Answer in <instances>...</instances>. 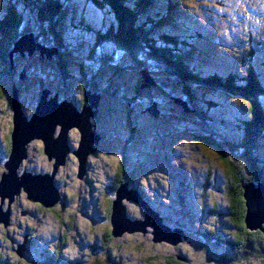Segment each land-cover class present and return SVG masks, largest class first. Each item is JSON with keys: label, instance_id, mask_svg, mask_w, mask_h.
<instances>
[{"label": "trees", "instance_id": "1", "mask_svg": "<svg viewBox=\"0 0 264 264\" xmlns=\"http://www.w3.org/2000/svg\"><path fill=\"white\" fill-rule=\"evenodd\" d=\"M28 1L31 9L34 11L39 10L40 21L36 23L40 24V27L34 22L35 29L31 22L30 25H28L27 21L24 22L23 18L17 15L18 13H14L12 6L2 20L0 18V65L5 68L3 69L6 74L8 73L7 71L10 66L9 54L13 48V44L26 32H33L37 42H42L50 47L56 48L58 53L60 51L62 52L67 45L63 41L64 34L55 27L56 20L59 19L58 16L63 11L64 5L62 0ZM85 1L94 3L101 12L105 10L106 13V11H108L106 9L107 6L110 7L111 12L112 10L114 11L113 14L116 16V21L119 22L118 27L116 28V24L113 23L115 27H111L107 34H100L98 39L101 44L103 40L106 43L112 42L120 52L123 51L124 53L129 54L136 61L134 66L130 67V63H126V65H118L117 70H119V72L133 69L134 72L136 71L135 74H139L142 69H147V65H149V67H152L150 69L148 68L150 72L155 71L158 73V69L162 68L160 71H162L165 76L163 80H159V77L157 75L155 76L152 72L153 77L158 83V87L163 88L162 91L165 92V94H169V98L170 95H172L175 98L186 102L190 108L195 110L196 113L191 115L187 114V116L192 122L196 120V125H194V127H189V129L186 128V131H177L173 141L175 142L178 140L181 142L178 146L183 150L184 146H186V141H188L196 146L195 150H197V153H202L201 149H203V152L204 150L214 151L218 159L222 162L221 168L225 171L223 172L225 177L223 181L224 186H221L217 191H220V193H223L222 195L226 196V203L225 205H221L220 202H217L219 200L214 201L212 205L213 211H207L205 206L207 204L206 201H208L207 198L209 193L213 190L209 187L210 189L205 188L200 191L199 203H196V205L192 204V200L185 199L187 194H184V192L188 188L191 189L193 184H189V182L182 180L181 177L179 178L176 175L178 178L177 188L181 193L179 203L184 214L190 216V219L196 223H198V221L195 217H199L198 214L211 213L209 221H212L213 224L219 223L218 220L215 219L217 214L225 215L224 217L222 216L223 219L219 226L221 234L219 233L220 239L217 243L218 247L216 250V247H214V249L211 243H208L210 242L209 238L211 236L205 234L206 231H211L206 227H195L193 225L190 226L188 224L176 223L174 225L182 226L184 228L186 227L185 229L188 230L191 237H193V233L195 234L194 237L196 238V241H193L194 243H188L193 250L201 253L202 257L197 259L194 257L190 258L191 256L188 251L183 250L180 246L181 244H188L187 242H183L185 239L182 238L179 245H174H178L174 248L176 250L175 252L174 250H171V252L168 254L166 253L165 255V253L159 254L158 250L149 249L151 251L149 252L150 257L140 260L141 252L139 250L148 247L146 241L151 240L153 244H157L154 242L153 232L148 229V233H143V235H145V240H141L140 242L136 241L137 245H135V247L137 249L132 248L127 235L122 234L116 236L114 234L111 224L113 205L118 191L124 185H127L128 189L136 191L139 197L153 208V211L160 215H163L164 212L153 203L152 197H150V195H148L143 189V187L146 186L145 183L138 182L139 185L134 184L126 158L127 151L130 150V144L135 141L138 134L142 133L146 139L149 134L147 130L143 129L140 131L139 125L138 123H135L131 113L132 109L130 108V106L133 107L134 103L139 100L141 101V98H143L142 89L140 88L141 79L134 86L135 92L133 93L128 89L126 91L131 95L124 96L119 94L120 90H118H122L124 86H121L118 83L112 84L105 78H100V80H102V89L100 91H108L107 93H110L113 97H117L120 101L124 102L125 107L122 106L119 108L117 113L119 112L118 121L120 129H122L123 135L126 134L127 136V140L121 145V148L116 149L122 153V157L118 159V163L115 166H113V162L108 160V158L117 153L116 150L112 151L110 149L102 148L100 154H96L95 151L92 153L93 155L95 154V158L102 161L105 170L104 177L101 174L98 176L97 181H94V179H90V181L92 183L97 182V187H100L101 190H105L104 194L106 199L103 205L109 228L106 227V233H98L97 235L92 234L90 238L86 236V233V235H83L82 230H79V226L82 225L81 219L79 218L81 214L72 211V206L75 204L78 205L80 201L86 200L88 193H91V187L89 185L84 187L80 183V181H85V179H83L84 177L80 178V161L76 156L70 176L61 179V186H59L60 188L58 187L60 194L59 201L55 205L48 207L42 203L35 202L38 204V209H35L36 212L34 211V213H31L34 214V216H39V220L34 219V222L37 221L38 224L30 227V230L34 232L36 230L39 231L42 226H46L45 218L48 215L53 218V221H58L60 232H58V235L56 234L59 238L57 252L52 251L51 248L50 251L42 252L39 248L33 246L31 247V252L28 254H22L19 252L20 247L25 241L24 234L26 232L24 231V228H21L20 223H17L18 220L13 218L11 214L16 212L22 216V213L25 210H23V212L21 210L19 211V208H17L18 203H16L15 209H12L11 205L14 206V204L11 203L9 209L12 213L10 214L9 222L7 225L2 223V226H0V264H78L75 261L76 258H74V256L84 261L81 264H139L142 261H150L153 259H158V262H154L155 264H185L189 263L190 260H193L192 262L196 260L199 262L203 261L208 264H264V233L261 230L250 231L247 229L245 224L246 204L244 199V187L246 185L251 183L256 187L258 184L264 185V153L262 152L264 146V57H257L256 51L249 49L250 51L247 53V57L245 59H240V64L242 61L243 64L244 62H247V68L245 71L242 66H239L238 68L234 66L231 68L227 67L230 70L225 69L224 71H220L217 68L215 69L216 73H210L208 70L209 62L202 58V55L211 53L207 43L203 41L204 39H209L205 38L206 35L204 37V33L198 27L192 26V24L185 18H178L175 13L176 11L174 10V8L178 9L179 6L183 5L186 0H175V2H173V0H165L166 9H168L167 12L164 13V15H166L165 17H162L160 11L154 12L152 10L154 6H157L156 0ZM178 11L180 12V10ZM181 16L182 15H180V17ZM172 17L175 19L176 23L185 28L181 31L182 33H177L174 29H167V26L170 24L169 20H171ZM45 22H48L47 24L50 26L49 35H46L48 31L46 32L43 28ZM104 25L105 27L107 26L105 21ZM71 26L75 28L78 27V24L71 23ZM118 28L120 29L119 33ZM88 30L92 31V29ZM186 31L188 33H186ZM154 33L158 34L157 38H154ZM248 45H252V42ZM262 45H264V43H262ZM223 57L226 62L231 63L232 60V64L234 63V60L231 59V57H228V55L224 54ZM91 59L93 58L91 57ZM105 59L108 60V58ZM95 60H97V58H95L94 61ZM104 61L105 60L102 58L100 63ZM123 61L127 62V59L124 58ZM3 69L1 71H3ZM1 71L0 76H5L4 72ZM67 71V69L62 70V76L64 79L70 78ZM19 73L20 72L17 71L15 76H10L11 74H9V76L6 75L9 77L11 84L9 85V83H7L0 88V92H2L3 96L2 99L5 98V103L7 102V106L10 109H12L13 87L15 86V88L20 91L19 85L14 82L16 77H20ZM78 79L77 94L82 95L81 103L83 105L81 104V109H84L86 106H89V103L86 100V94L88 92L96 93L100 88V83L97 78L88 77L83 73L80 74V78ZM168 84L174 86L172 87ZM170 88L172 90H170ZM70 89L71 92L74 90L72 88ZM231 100H234L236 104H239L241 111L245 114L244 117L241 114V117L234 114L235 116L233 118L228 117L229 119L227 117L224 119L220 117V115L214 116V113L211 111L212 109L218 111L220 106H226V103ZM148 104V107H150L152 101H149ZM160 106H162V103H159V107ZM168 113L167 116L172 115L171 112ZM187 116L183 117L186 118ZM123 122L127 124L129 128L125 127ZM224 122L230 123L234 135L223 136L218 133L216 129L218 128L219 123ZM134 129L136 132H133ZM12 132L13 129L8 136L5 146V154L8 156H10L12 152ZM238 132L241 134L240 139L235 136V133ZM155 134L156 133H154L153 138L154 145L156 139ZM161 134L163 137H166L169 135V132L164 130ZM159 146L160 149L157 150L162 153L161 156L163 157V162H165V160L167 162L165 170H171L175 173L173 165L170 163L171 160L165 156L168 151L165 150L166 146L163 150H161V145ZM154 147L155 146H152L150 149ZM179 148L178 150H180ZM43 152L45 156H47L45 148H43ZM93 155L88 157L86 164V172L84 175H89L87 177L88 179L92 176L95 169L93 162L94 160H97ZM200 161H202L201 154H199V157L195 158V163L192 164L196 165V162L200 163ZM142 162V160L139 161L141 164ZM162 166L163 165L159 167L152 166L151 170L154 169L155 172V169H159ZM53 169L54 167L52 166V171ZM88 169L92 170L88 171ZM3 171L5 172L6 169L0 166V182L4 173ZM24 171L23 167H20L18 170L19 175ZM111 171H113L114 174L109 176ZM144 172L141 168L140 176L143 175ZM33 173L37 174V172ZM164 174L165 173H162L161 175L157 174L159 181L162 180ZM145 176L143 175V177ZM152 176L149 177L151 178ZM74 179L79 182L77 186ZM69 182L71 184H69ZM204 182L212 184L213 180L209 176ZM84 183L86 184L87 182L85 181ZM68 184V188L70 190H75V193H73L74 191L68 192L69 190L65 191V193L63 192L62 188L67 187L66 185ZM92 187H96V185L92 184ZM17 199H19V203H21V198L18 197ZM130 202L132 201L130 200ZM124 203L126 205L127 213L131 214L128 215L129 219L143 220V210L137 212L133 210V213H131L127 203ZM167 205H165V208L171 210L170 204ZM3 207L4 205H2V208ZM83 214L84 216H82V218H87L86 221L89 220L93 225V222L95 221H93L94 219H92L89 212L85 211ZM86 221L83 220L84 223H86ZM167 221V224H173L172 220ZM23 224L24 223H22V225ZM125 233L128 234V232ZM72 236L75 238L74 241ZM68 243L74 247L73 249H76L73 254V249H68V247L65 246L68 245ZM211 250L214 252L212 258ZM65 253L67 254L66 256L69 261L63 263Z\"/></svg>", "mask_w": 264, "mask_h": 264}, {"label": "rangeland", "instance_id": "2", "mask_svg": "<svg viewBox=\"0 0 264 264\" xmlns=\"http://www.w3.org/2000/svg\"><path fill=\"white\" fill-rule=\"evenodd\" d=\"M62 2L64 5L63 11L62 13L59 14L58 16L59 19L56 20L57 22L55 23L56 24L55 27L60 31H62V33L64 34L63 41L65 44H67L66 48L62 50V54L61 53L59 54L61 56L60 57L59 55L57 57L53 56L52 59L47 58L44 61H40L38 60L39 57L38 55H36L37 57L36 60L34 55L22 56L19 52H14L13 50H11L10 58H9L10 66H9V70L7 71L8 72L7 74L5 73L4 70L5 68L0 65V71L4 68L3 71L1 72H4L5 74V76L2 77L0 76V88H2L1 87L2 85H6L7 83H9V85L11 84L9 81V77H7L6 75L9 76V74H11L10 76H15V73L17 71L20 72L19 73L20 77L15 78L14 82L18 84L20 87L19 96L21 98L27 116H31L33 110L34 113L35 111H37V107L39 105L41 98L39 99L38 102H36L35 95L39 91L42 94L43 89L44 91H48L49 94L52 91L54 92L56 90H60V95L61 96L63 94L67 95L71 103H72V99L75 98L79 101L77 94L78 91L77 74H79V72L89 74L90 76L95 75L98 79V82L100 83L99 91L102 89V84H101L102 80H100V78L101 79L105 78L107 81H109L112 84L118 83L119 85L124 86L122 90L118 89L120 90L119 94H122L124 96L131 95L129 94L128 91H126L128 89L134 93L135 92L134 86L142 78L140 73L135 74L136 71L134 72L133 69L130 70L127 69L121 72L117 70L118 65L121 64L126 65V63H130L129 64L130 67V66H134L136 61L134 60V58L130 56H126L128 54L124 53L123 51L120 52V50L116 48L112 42L106 43L103 40L102 44L100 42V47H94V44L97 43L95 41L97 40L99 42L98 36L100 34H105V33L107 34V32L110 31L111 27H115L113 23H115L114 19L116 20V16H114L113 10L111 12L109 6H107L106 8L108 10L106 11V13L108 12L106 14L105 10L101 12V10H99L94 3L89 1L86 2L85 0H62ZM156 2H157L156 3L157 6H154L152 10L154 12L160 11L162 13V17H165L166 15H164V13L167 12L168 10L166 9V1L156 0ZM173 2H175V0H173ZM11 6L14 9L13 10L14 13H18L17 15L21 16L24 22L27 21L28 25H30V22L32 25H34V23L37 24L38 21H40L39 10L34 11L33 9H31L28 0H0L1 20L6 15V13H8ZM174 10L176 11L175 13L176 16H178V18L180 19L182 17L186 18L192 24V26L198 27L204 33V37L206 35L205 38L209 39V40L204 39L203 41L207 43V46L211 50V53H208L207 55H202V58L207 60V62H209L208 70L210 73H216L215 69L217 68L220 71L222 70L224 71L225 69L230 70L227 67L231 68L234 66H236V68L242 66L245 71L247 68V62H244L243 64L242 61L240 64V59L241 58L245 59L248 55L247 53H249L250 50H255L257 57H264V45H262V43H264V0H186L185 3H183V5L179 6L178 9L174 8ZM178 10H180V12ZM180 15L182 16L180 17ZM104 21L105 23H107L106 27L104 25ZM169 21L170 24L167 26L168 27L167 29H174L177 33H182L181 31L184 28L181 27L180 24L176 23L173 17ZM47 23L45 22L43 24V28L46 32L48 31L46 35H49L50 26ZM71 23L78 24V27L73 28V26H71ZM37 25L40 27V24ZM34 29H35V25H34ZM88 29H92V31H89ZM186 33L188 32L186 31ZM157 36L158 34L154 33V38H157ZM251 42L252 45L249 46L248 44H250ZM224 54L229 55L228 57H231V59L234 60V63L232 64V60L231 63L226 62L223 57ZM91 57L93 59H91ZM123 57L127 59V62L123 61L124 60ZM95 58H97V60L94 61ZM102 58L105 61L100 63V60ZM105 58H108L109 61ZM60 62L63 64L64 69L68 70L67 71L68 74L73 75L74 77V79H71L69 82V86H72V89H74L73 90L74 96L72 95L71 91H66L65 88L61 87L63 83V79L60 75V70L58 65V63ZM25 68L27 69V71L25 70ZM148 68L150 69L152 67L151 66L149 67V65H147V69ZM160 69L162 68L158 69L159 70L158 73L155 71L152 72L155 76L157 75L159 77L158 78L159 80L160 79L163 80L165 76L163 75L164 73L160 71ZM24 72H27L28 74ZM58 76L60 79H58ZM39 81H40V88L38 90L36 88V83ZM157 84L155 85L151 83L149 87L143 89L142 90L143 98H141V101L139 100L136 103H134L133 107L130 106V108L132 109L131 113L133 115L135 123L136 124L138 123L140 131L144 129L147 130L149 134L146 139L144 135H142V133H139L135 141H133V143L130 144V150L127 151V157H126L127 163L129 164L128 168L131 177L133 178L134 184L139 185L138 182L145 183L146 186H144L143 189L152 198H155L153 195L154 193H159L161 195L159 198H163L168 195L167 198L171 201L170 206L172 213H174V217L183 222H184V218H186L187 221L185 222L188 223L189 221L188 218H190V216L180 212L178 208L180 207L179 199L181 193L177 188L178 186L177 176L179 178L181 177L182 180L189 182V184H193L192 188L191 189L188 188L184 192V194H187V197L185 196L186 200L190 199L192 200L191 203L196 205V203H199L200 201L199 194L201 191V187H203V183H205L204 181L210 176L213 180V183L217 187L219 188L221 186L223 187L224 186L223 181L225 178L223 172L225 171L221 168L222 162L221 160L218 159L214 151L204 150L205 152L204 153L203 149H201L202 153H197V150H195L196 146L188 141H186V146H184V150H183L178 146V144H180L181 142H179L178 140L175 142L173 141L174 136L177 134V131L185 130L186 128L189 129V127H194V125H196L197 123L196 120L192 122L187 116V114L191 115L196 112L193 108L188 107L191 112L185 113L183 110L184 106H182L183 104L181 105L179 104L180 99H177L172 95H170L169 98V94H165V92L162 91L163 88L158 87ZM171 84L168 85L170 86ZM171 86L173 87L174 85ZM13 88L15 89V86ZM170 90L172 89L170 88ZM107 92L108 91L103 92L104 98L101 99L102 104H101L100 116L103 117V122L101 123L100 126L104 130V134H106L107 137V140H105L103 143V147L108 150L110 149L114 151L116 149H120L121 145L125 142V140H127L126 134L123 135L122 129H120V124L118 121L119 112L117 113V110L122 106H124V102L120 101V99L117 97H113V95ZM1 95L2 92H0V132L8 119L5 114L6 111L9 109L6 108L5 100L1 99ZM149 101L150 102L152 101L151 106L153 104L157 105L156 108L159 111V116L157 118L153 117L148 112ZM35 102L37 103L36 108H35L36 105ZM159 103H162V106L159 107ZM99 104L97 103V107ZM226 106L223 107L220 106L218 111L215 109H212L211 111L214 113V116L220 115V117L224 119L225 117L233 118L235 116L234 114H236L237 116L239 115L238 117H241L240 114L243 117L245 116V114L241 111L240 109L241 107L239 106V104H236L234 100L228 101L226 103ZM152 107L154 108L155 105H153ZM238 108L240 111L238 110ZM97 110L98 109L94 107V109L92 110L93 116L91 118L95 117V111ZM154 110L156 109L154 108ZM168 112H171L172 115L167 116L169 114ZM183 116H187V117L184 118ZM8 127H10L9 123H8ZM75 128H71L70 130ZM230 129H231L230 123L224 122V123H219V126L216 130L218 131L219 134L223 136L231 135V134L234 135V131L232 129L230 131ZM164 130L169 132V135H167L166 137L165 136L163 137V135L161 134L162 131ZM154 133H156L155 145L153 140ZM240 135H241L240 132L235 133V136L238 137V139H240ZM1 137L2 136H0V140H2ZM41 141L42 140L40 139H36L31 143L36 144L34 145V147L38 148L41 144ZM159 145H161L162 147L161 150H163V148L166 146L165 150L168 151L165 154V156L168 157L169 160H171L170 163L173 165L175 173L171 170L170 171L165 170L167 167V162L166 160L165 162H163L162 160L163 157L161 156L162 153H160L157 150L160 149ZM152 146L155 147L150 149V147ZM178 148L180 150H178ZM61 152L62 155H64L63 151ZM262 152L264 153V146ZM90 154L92 155V152L89 153L87 159L90 156ZM199 154L202 155V161H200V163L196 162L197 166L195 164L193 165L192 163H195V158L199 157ZM93 157L95 158L96 156ZM120 157H122V153L117 151V153H115L113 156L108 158V160L113 162V166H115L118 163V159H120ZM3 159L4 158L0 159V162H3ZM95 159H97L94 160L93 162L95 169L94 172L92 173V176H90L89 179L91 180L94 179V181H97L99 175L102 174V176L104 177L105 170L102 161L98 158ZM140 160L143 161L142 164L139 163ZM26 161H27L26 165L28 169L36 172L43 171L45 169L49 170L48 165L49 164L55 165L56 163L54 159L50 160L47 156L43 157L42 154H39L34 149H32L31 154L29 153V158ZM161 165L163 166L159 169L158 168L155 169L156 170L155 172L154 169L151 170L152 166L159 167ZM141 168L143 172L145 171L143 173L144 176L146 175L145 177H143V175L140 176ZM30 170L29 171L26 170V171L31 172ZM59 173L60 176L58 177V179L61 180L67 178L66 176H68V173L71 174V171L64 168H60ZM162 173H165L164 177L162 178L161 181H159L158 175H161ZM22 174L23 173H21V175ZM46 174L53 176L54 172L49 171ZM112 174H114L113 171L110 172L109 176ZM149 176L152 177L150 178ZM75 182L77 186L79 182L77 180ZM84 182L85 181H80L82 186L87 187L88 184L87 183L85 184ZM69 184L71 183L69 182ZM69 184L66 185L67 187L62 188L63 192L65 193V191L69 190L68 192L74 191L73 193H75V190H70L68 188ZM93 184H95L97 187L98 183L95 182ZM97 188L99 190H96V192H94L93 195H91L89 192L86 200L80 201L78 205L75 204L74 206H72V211L74 212L76 211L79 214H81L79 216L82 223L81 230L83 231L84 229H86L89 236L93 234L94 226H92V223L89 220L86 221L87 218L86 219L82 218V216H84L83 212L85 211H88L92 219L96 221L93 223L95 224V228L97 230L100 228L99 225L106 226L107 228H109L108 221L106 222V220L105 221L99 220L100 219L99 216L103 215L104 213L103 194L105 193V190L104 189L101 190L100 187ZM128 190L130 191V189ZM99 191H101V194L99 193ZM222 194L223 193H220V191L210 192L207 198L208 201H206L207 204L205 205L206 209L209 210L213 208L212 205L214 201L217 200H219L217 202H220L221 205L223 204L225 205L226 196ZM17 196L21 198L20 200H22V202L26 203L24 206L20 205ZM17 196L14 197V202H12V204L17 202L18 203L17 208H19V211L21 210L23 212V210L25 211L28 210L30 213L27 215L28 217L21 216L18 213L17 215L15 214L14 218L18 220L17 223L18 224L21 222L23 223L26 220L29 223V226L37 225L38 222L37 221L34 222V219L39 220V216L38 217L36 215L34 216V214L31 213H34V211L36 212L35 209H38V207H36L35 204L33 203H29L30 201H26L25 197L27 196V194L24 191H21L19 194H17ZM5 201H6V206L4 210L8 211L11 204H9L8 198H6ZM0 202L2 203L1 197H0ZM124 202L127 203V206L131 213H133V210L136 212L143 210V208L135 202H130V201H124ZM142 212L144 219L146 218L144 214V210ZM128 215L131 214L127 213V216ZM205 216L207 215L202 213L201 215H199V217H196V220L198 221V219ZM150 219H151L150 222L154 223L153 222L154 218H150ZM215 219H217L218 222L221 223L223 217L222 215L217 214V216H215ZM83 220L86 221L85 224H83ZM45 222H46L45 223L46 226H42L39 232L32 231L31 234V237L33 238L32 246L35 248H39L40 244H44V246H50L55 233L54 228L57 229V227H59L58 221H53V218H51L50 215H48L45 218ZM199 225L205 227L204 225H202V223H200ZM148 229H151L152 232L154 231V229L151 226H148L145 234L148 232ZM83 233L86 232L83 231ZM218 233L221 234V231L219 230ZM124 234L127 235V238L130 244L132 245L133 249H137L135 247V245H137L136 241L140 242L141 240H145L144 239L145 235H143L142 232H133L130 234L129 233L128 234L124 233ZM146 243L148 247L146 249L139 250L141 252L140 260L150 257L149 252L151 251L149 249L158 250L159 254L165 253L166 255V253L168 254L169 252H171V250L172 251L174 250L175 252L176 250L174 248L179 245L178 244L177 246H174L175 244H170L167 241L156 242L157 244H153L151 240L146 241ZM180 246L183 250L188 251V253L191 256L190 258L194 257L195 259H197L202 257L201 253L193 250L190 244H181ZM192 261L193 260H190L189 263L208 264L203 261L200 262L197 260L194 262ZM154 262H158V259L157 260L153 259L150 261H142L139 264H155ZM189 263H185V264H189Z\"/></svg>", "mask_w": 264, "mask_h": 264}, {"label": "water", "instance_id": "3", "mask_svg": "<svg viewBox=\"0 0 264 264\" xmlns=\"http://www.w3.org/2000/svg\"><path fill=\"white\" fill-rule=\"evenodd\" d=\"M12 50L19 52L22 56H33L35 53H39L45 59H52L53 56L58 54L56 48H51L42 42H37L33 32H26L21 35L14 42ZM140 75L142 77L140 86L142 90L149 87L151 83L157 84L148 69H142ZM49 95L48 91L43 92L37 111L29 118L23 109L19 90L13 89L12 152L4 165L6 171L3 173L0 182V197L2 198V203L0 202V223H4L5 225L9 222L10 209L4 211L1 204L4 203L6 198L12 203L14 197L21 191L27 194V198L30 201L42 203L47 207L55 205L59 201L60 194L55 184V177L59 168L65 164L69 153L67 137L71 128L76 127L81 131L80 147L75 151V155L80 161V178L86 172L87 156L90 152L94 151L92 145L97 141V138L91 132L92 124L90 120L93 116L92 110L94 107L97 108V103L99 104L101 96L97 93L88 92L86 100L89 106L80 110L73 102H58L57 96L49 98ZM179 104H183L184 111L191 112L184 101L179 100ZM153 105H155L154 108L157 110V105ZM152 106L149 107L148 112L157 118L159 116L158 110H154ZM57 126L61 127V132L55 138L54 131ZM36 139L44 142L46 155L50 160L54 159L56 162L53 165V176L49 174H33L26 170L22 175L18 173L24 161L28 159L29 144ZM61 151H63L64 155H62ZM244 199L246 204L245 224L247 229L250 231L261 230L264 233V185L258 184L257 187L253 183L246 185L244 187ZM124 200L139 203L144 211H150L151 209L149 204L147 203L146 205V202L139 197L136 191H129L127 185L122 186L114 201L111 219L116 236L122 235L125 232L145 233L148 226L153 225L155 227V231H153L155 241L163 240L172 244L180 242L183 231L179 228L172 229L165 225L154 211L151 212L154 217V224L148 218L143 220L129 219L126 216ZM23 250L24 245L20 247L19 252L22 253Z\"/></svg>", "mask_w": 264, "mask_h": 264}, {"label": "flooded vegetation", "instance_id": "4", "mask_svg": "<svg viewBox=\"0 0 264 264\" xmlns=\"http://www.w3.org/2000/svg\"><path fill=\"white\" fill-rule=\"evenodd\" d=\"M115 23H116V28L118 27V23L119 22H117L116 20H115ZM119 31H120V29L118 28V33H119ZM95 42H97V43H95L94 44V47H100V42H98L97 40L95 41ZM62 54V52L60 51L57 55H55L56 57L59 55V54ZM36 55H38L39 57H38V60H40V61H44L45 60V58H42L41 57V55L39 54V53H35L34 54V56H35V59L37 60V57H36ZM129 55V54H128ZM61 55H59V57H60ZM127 56V55H126ZM130 56V55H129ZM58 57V58H59ZM131 57V56H130ZM60 60H61V58H60ZM58 65H59V70H60V75H61V77H62V79H63V83H62V85H61V87H63V88H65L66 89V91H70L71 89L70 88H72V86H69V82H70V80L71 79H74V77H73V75H69V79H67V78H63V76H62V70H64V66H63V64L60 62V63H58ZM63 68V69H62ZM25 70L27 71V69L25 68ZM26 74H28L27 72H25ZM80 74H82V72H79V75L77 76V81H78V83H79V79L78 78H80ZM83 74H86V73H83ZM88 77H94L95 79L97 78L95 75L94 76H90L89 74H86ZM17 78V77H16ZM21 79V78H20ZM58 79H60L59 78V76H58ZM68 80V81H67ZM36 88L39 90V88H40V81L39 82H37L36 83ZM43 92H44V89H43ZM43 92H42V94H43ZM53 92V91H52ZM50 93V95H49V98H54V97H58V102H63V101H68L69 100V98H68V96L67 95H65V94H63L62 96L60 95V90H56V91H54L53 93ZM96 93L97 94H99L100 96H101V99L102 98H104V96H103V93H102V91H96ZM42 94L40 93V91L39 92H37L36 93V95H35V101L36 102H38L39 101V99L40 98H42ZM67 94H68V92H67ZM72 94H74V91H72ZM74 96V95H73ZM2 95H1V99H2ZM78 98H79V101L75 98V99H73L72 100V102L74 103V104H76V106L79 108V109H81V100H82V95H78ZM4 100H5V98H3ZM35 102V103H36ZM68 102H71V101H68ZM6 104V108H9L8 106H7V102L5 103ZM101 104H102V100H100V104H99V106H98V110L96 111V118L94 117V118H91V120H90V123L92 124V129H91V132L95 135V137L97 138V141L95 142V143H93V145H92V148H93V150L95 151V153L96 154H98L100 151H101V149L102 148H104L103 147V143H104V141L105 140H107V137H106V134H104V130L101 128V123L103 122V117L102 116H100V113H101ZM83 105V104H82ZM36 106H37V103H36V105H35V108H36ZM23 109H24V107H23ZM25 111V110H24ZM4 112V111H3ZM11 112H12V115H11ZM33 113H34V110H33ZM33 113L31 114V116L33 115ZM26 114V113H25ZM6 117L8 118L7 119V121H6V123H5V125L2 127V129H1V132H0V136H2L1 137V139L2 140H0V159H2V158H4L3 159V162H0V166H2V168H4V165H5V163H6V161H7V159H8V155H6L5 154V146H6V141L8 140V136L11 134V131H12V129H13V111H12V109H8L7 111H6ZM31 116H28L29 118H31ZM98 122V123H97ZM8 123L10 124V127H8ZM94 123V124H93ZM123 125L125 126V127H128V125L127 124H125L124 122H123ZM129 128V127H128ZM3 132V133H2ZM60 132H61V127L60 126H57L56 128H55V131H54V137L55 138H57L58 136H59V134H60ZM133 132H135V129H134V131ZM67 144H68V148H69V153H68V155H67V158H66V162H65V164L63 165V166H61L60 168H64V169H67V170H69V171H71L72 172V166L74 165V160H75V158H76V155H75V151L76 150H78L79 149V147H80V142H81V131H80V129H78V128H75V129H72V130H70L69 131V133H68V137H67ZM3 141V142H2ZM31 144H33V143H31ZM29 145V147H28V158H29V153L31 154V151H32V149H34L35 151H37L39 154H42L43 155V157L45 156V154H44V152H43V148H44V145H43V142L41 141V144H40V146L38 147V148H36V147H34V145H36V144H33V145ZM93 151V152H94ZM92 152V153H93ZM91 155V154H90ZM93 155V154H92ZM95 155V154H94ZM93 155V156H94ZM46 157V156H45ZM28 160V159H27ZM2 161V160H1ZM88 161V160H87ZM26 162L27 161H24V163L22 164V166L21 167H23V169L24 170H27V171H29L30 169H28V167H27V165H26ZM71 162V163H70ZM70 163V164H69ZM73 163V164H72ZM72 164V165H71ZM52 164H49L48 165V167H49V170H47V169H45V168H43V169H45V170H43V171H38L37 172V174H39V173H41V174H46L47 172H49V171H51L52 172ZM60 168H59V170H58V172H57V174H56V179H55V184H56V186L57 187H59V186H61V180L60 179H58V177L60 176ZM90 168V167H89ZM89 170H91V169H88V171ZM31 171V170H30ZM4 172V171H3ZM2 172V173H3ZM31 172H36V171H31ZM70 176V173H68V176H66V177H69ZM89 175H84L83 177V179H85V181L87 182V184L91 187V195H93V193L94 192H96V190H99L97 187H92V182L90 181V179H88L87 177H88ZM82 181H84V180H82ZM215 186V187H214ZM209 187H211L213 190L212 191H217V190H219V187H217L214 183H212V184H210V183H203V187H201V190H203V189H205V188H208V189H210ZM60 188V187H59ZM99 193L101 194V191H99ZM154 195V197L155 198H152V201H153V203H155L156 204V206H158V208L160 209V210H162L164 213H163V215H160V217H161V219H162V221H163V223L165 224V225H167V226H169V227H171L172 229H181L182 231H183V234L181 235V238H183V239H185V240H183V242H193V241H196L195 239V234L193 233L192 235H193V237H191L190 236V234L188 233V230L187 229H185L184 227H182V226H176V225H174V224H188V225H193V226H195V227H197V226H200L199 224L200 223H202V225H204L206 228H208V230L209 231H211V232H208V231H206V234L205 235H208V236H211L209 239H210V242H208V243H211V245H212V247L214 248V247H216V250H217V247H218V245H217V243H218V240L220 239L219 238V226H220V223H217V224H213V222L212 221H209V218H210V216H211V213H207L206 215L207 216H205V217H201L200 219H198V223H196V222H193V220H191L190 218H188L189 219V221H188V223H186L185 221H187V219L186 218H184V222L183 221H180V220H178L177 218H175L174 217V213H172V211L170 210V209H167V208H165V205H167V204H170V200L167 198L168 197V195L166 196V197H163V198H159L161 195L159 194V193H154L153 194ZM26 198V201H30L28 198H27V196L25 197ZM105 199H106V197H105V195L103 194V204L105 203ZM156 199V200H155ZM98 200V199H97ZM211 201V200H210ZM14 202V201H13ZM20 205H22V206H24L26 203L25 202H22V200H20ZM16 203L17 202H15V203H13L14 204V206L13 205H11V208L12 209H15V207H16ZM29 203H33V204H35V206L36 207H38V204L37 203H35V202H33V201H30ZM96 203H98V202H96ZM9 204H11L10 203V201H9ZM162 204H164V205H162ZM2 205H4V207H3V210L5 209V206H6V201H4V203L2 204ZM104 206V205H103ZM167 206H169V205H167ZM10 208V207H9ZM179 210H180V212H182V213H184V211H182V209H181V207H179ZM207 210V209H206ZM5 211V210H4ZM207 211H209V212H212L213 210H212V208L211 209H209V210H207ZM12 212H10V214H11ZM28 213H29V211L27 210V211H24L23 213H22V216H24V217H27V215H28ZM15 214L17 215V213L16 212H13L11 215H12V217L14 218L15 217ZM105 208H104V213H103V215H101V216H99V220H102V221H105L106 220V222H107V219H106V216H105ZM226 214V213H225ZM198 216H199V214H198ZM223 216V215H222ZM225 216V215H224ZM223 216V217H224ZM195 217V216H194ZM166 218H168V219H166ZM196 218V217H195ZM167 220H172L173 221V224H170V223H168L167 224ZM93 221H95V220H93ZM96 222V221H95ZM24 224L22 225V223H20V226H21V228H24V231L26 232H24L25 234V241H24V243H23V245H24V250H23V252H22V254H28V253H30L31 252V247H32V244H33V238L31 237V232H32V230H30L31 228V226H29V223L25 220L24 222H23ZM83 224H85L84 222H83ZM59 225V224H58ZM99 225V224H98ZM0 226H2L1 224H0ZM81 226L82 225H80L79 226V230H81ZM88 226H90V225H88ZM92 226H94L93 228H94V231H93V235H97L98 233L99 234H101V233H104L106 230V226H100L99 225V229L97 230H95V224H93ZM200 227H202V226H200ZM1 229V228H0ZM83 229H84V227H83ZM212 229H213V231H212ZM36 230V229H35ZM40 230V229H39ZM54 230H55V233H54V236H53V240H52V243H51V245L50 246H44V244H40L39 246V249L43 252V251H50V248H51V250L52 251H54V252H57V250H58V244H59V238L57 237V235H58V232H60V229H59V227H57V229H55L54 228ZM149 230H151V229H149ZM202 230V229H201ZM204 230V229H203ZM31 231V232H30ZM84 232H86V234L85 233H83V235H86L88 238H90V236L88 235V232L86 231V229H84L83 230ZM152 231V230H151ZM36 232H39V231H37L36 230ZM106 233V232H105ZM148 233V232H147ZM218 233V234H217ZM57 234V235H56ZM90 234V233H89ZM213 236H214V238H213ZM72 238H73V236H72ZM190 238V239H189ZM75 240V238H73V241ZM187 240V241H186ZM81 242V241H80ZM79 242V243H80ZM194 243V242H193ZM170 244H172V243H170ZM177 244H179V242L177 243ZM189 244V243H188ZM176 245V244H175ZM65 246H67L68 247V249H70V248H74L71 244H69L68 243V245H65ZM30 248V249H29ZM215 249V248H214ZM74 250L76 251V249H73L72 250V254L74 253ZM78 253V252H77ZM211 254H212V256H211V258L214 256V252L211 250ZM65 255H67L66 253H65ZM64 255V258H63V263L65 262H67V261H69L68 260V258L66 257ZM73 258V257H72ZM74 258H76V262L78 263V264H81V263H83L84 261L83 260H81V259H79V258H77V257H75L74 256Z\"/></svg>", "mask_w": 264, "mask_h": 264}, {"label": "bare ground", "instance_id": "5", "mask_svg": "<svg viewBox=\"0 0 264 264\" xmlns=\"http://www.w3.org/2000/svg\"><path fill=\"white\" fill-rule=\"evenodd\" d=\"M73 100V99H72ZM76 105V104H75ZM188 105V104H187ZM99 106V105H98ZM188 107H189V105H188ZM98 108V107H97ZM184 110V109H183ZM158 112V114H159V111H157ZM185 113H188V111L187 110H185L184 111ZM95 116H96V111H95ZM153 116V115H152ZM154 117V116H153ZM88 160V159H87ZM124 201H127V200H124ZM124 201H123V203H124ZM132 202H135V201H132ZM135 203H137V202H135ZM138 205H140L139 203H137ZM146 205H147V202H146ZM141 206V205H140ZM142 207V206H141ZM143 208V207H142ZM151 208V207H150ZM144 210V209H143ZM126 211H127V209H126ZM125 211V212H126ZM151 212H153V209L151 208L150 209V211L148 210V211H144V214H145V216H146V218H148L149 219V221L151 220L150 218H154L153 217V214L151 213ZM155 212V211H154ZM156 213V212H155ZM156 214H158V213H156ZM126 216H127V213H126ZM158 216H159V214H158ZM128 217V216H127ZM146 218H144V219H146ZM154 222V221H153ZM152 224H154V223H152ZM153 229H154V231H155V227L153 226V225H150ZM163 241V240H162ZM154 242H161V241H155L154 240Z\"/></svg>", "mask_w": 264, "mask_h": 264}]
</instances>
